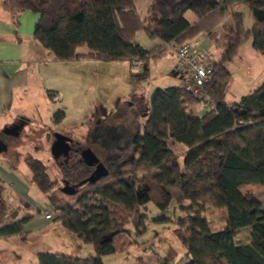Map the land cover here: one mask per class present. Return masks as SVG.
Segmentation results:
<instances>
[{
    "label": "trees",
    "instance_id": "obj_1",
    "mask_svg": "<svg viewBox=\"0 0 264 264\" xmlns=\"http://www.w3.org/2000/svg\"><path fill=\"white\" fill-rule=\"evenodd\" d=\"M0 4L16 26L23 11L38 15L33 38L61 62L137 58L146 65L150 58L163 55L164 44L182 43L200 33L216 39L215 28L223 18L231 17L232 23L222 25L224 50L204 85L213 107L201 115L192 113L199 100L184 77L178 76V84L155 87L144 105L146 120L135 132L136 150L129 162L109 163L107 176L81 185L90 167L80 163L60 169L62 179L76 186L68 195L72 203L56 197V180L50 179L41 160L24 158L31 180L54 208L55 219L94 251L90 257L43 251L37 254L38 264H104L102 257L117 251L116 240L127 226L144 233L145 205L165 209L174 189L185 202L174 229L185 250L182 264H264V202L242 193L246 185L264 188V81L237 102L226 101L231 80L227 64L238 49L250 39L251 47L264 53V0H152L144 17L134 0H0ZM241 6L253 18L250 28L244 27ZM186 11L197 20L190 23ZM138 30L160 45L142 47L134 41ZM80 47L88 51L77 53ZM63 117L61 110L53 115L56 122ZM170 142L185 148L182 162ZM208 208L222 213L220 229L211 228L205 216ZM16 213L4 201L0 185V237L26 239L23 224L30 216L16 219ZM7 215L13 221L3 223ZM245 228L247 241L240 243L237 237Z\"/></svg>",
    "mask_w": 264,
    "mask_h": 264
},
{
    "label": "rangeland",
    "instance_id": "obj_2",
    "mask_svg": "<svg viewBox=\"0 0 264 264\" xmlns=\"http://www.w3.org/2000/svg\"><path fill=\"white\" fill-rule=\"evenodd\" d=\"M239 10L243 13L244 27H252L253 18L249 9L246 6H241ZM221 22L220 25L232 26L231 17H225ZM222 25L215 28L217 38L209 39L206 42L216 58L224 50L225 33ZM134 41L145 49H151L155 45V40L149 39L144 30H138L135 33ZM161 47L165 48L164 45ZM171 63L172 59L169 56H163L160 60L150 58L147 62L148 71H145L147 79L144 78V74H132L127 61L84 59L42 63L39 74L36 72L37 85L43 84L49 90L60 93V99L54 100L52 107H54V111L64 110L66 117L60 120V124H56V121L52 124L41 120L38 123L26 124L17 137L2 133L4 126L0 124V138L8 147V156L19 161L21 170L25 172L29 171L24 161L25 157L30 155L41 160L46 165L50 179L56 180L53 190L56 197L72 203L73 198L60 190V186L63 185L62 174L50 152L52 142L50 133L55 131L54 133L72 136L74 140L81 141L84 146L83 141L88 139L91 127L98 125L95 129V135L98 137L95 144L102 146L103 149L105 147L109 153L117 151L113 138L117 126L112 125V128H107L105 124H95V122L104 123L111 118L117 107L132 102L134 98H138L142 103L141 106L144 107L148 104L150 92L155 87L177 84L179 77L173 75ZM227 67L231 72V80L226 92V101L229 103L237 102L242 95L250 93L264 81V53L254 50L250 45V39L238 49L237 56L227 64ZM37 94V96H44V93L41 95L40 91ZM38 117H41L39 109L35 119L37 120ZM122 119L123 117L120 120ZM145 120L146 115L143 112L136 118L133 127L128 128L129 130L124 128V131L134 132ZM8 121L13 120L9 119ZM123 136L125 137V135ZM170 145L179 156V161L182 162L185 148L177 143L170 142ZM97 153H100V150H97ZM0 155L7 156L6 153H0ZM28 173L30 174V171ZM171 192V202L165 209L157 208L151 203L145 205L142 210V213L147 216L144 233L138 234L134 228L127 226L126 232L118 235L115 243L117 251L102 257L104 264H158L161 260L172 264L183 263L186 257L185 250L178 241L174 229L177 227L176 220L182 214L180 206L185 202L180 201L177 190L174 189ZM242 193H250L253 197H259L264 202L263 187L246 185L243 187ZM205 216L212 229H220L223 226V215L218 210L208 208L205 211ZM162 218L170 221L158 220ZM247 236L248 229H242L237 237L238 242L245 243ZM54 240H58L55 251L76 257L94 255L91 245L83 243L70 232L69 236L54 237Z\"/></svg>",
    "mask_w": 264,
    "mask_h": 264
},
{
    "label": "crops",
    "instance_id": "obj_3",
    "mask_svg": "<svg viewBox=\"0 0 264 264\" xmlns=\"http://www.w3.org/2000/svg\"><path fill=\"white\" fill-rule=\"evenodd\" d=\"M151 1L134 0L141 17L146 15ZM184 17L190 23L197 20V16L192 11H186ZM37 19L38 15L25 10L18 17L16 26L10 12L0 4V124L4 127L10 125L11 122L21 120L29 124L38 123L39 120L54 124L53 115L61 110L54 111L52 107L53 101L60 99V93L49 90L43 84L37 85L35 79L37 78L36 72L39 74L42 63L55 61L51 52L33 38V25ZM221 25L218 26L221 27ZM195 37L202 38L205 45L209 41L205 33H200ZM154 44V46L160 45V42L155 40ZM87 51L86 47L76 50L81 54ZM163 56H169L172 59L171 67L173 68L172 54L166 50L157 59L160 60ZM145 71H148L147 63L140 72L147 79ZM171 71L175 76L173 69ZM39 91L41 95L44 93V96H37ZM195 105L192 106L193 114L201 115L207 110L200 102ZM38 109L41 117L36 120ZM61 111L65 114L62 118L64 119L66 113L64 110ZM9 119L13 121H8ZM3 153L7 156L0 155L2 197L9 208L17 209L16 219L25 216H30V218L23 224V229L27 232L25 240H22L20 236L0 237V264H38L37 254L43 251L59 252L55 251L58 240H54V237L69 236V232L55 219L57 214L54 208L31 180V173L21 170L19 161L8 156V147ZM51 209L53 210L52 218L46 219L44 214ZM11 221L13 218L7 215L3 223Z\"/></svg>",
    "mask_w": 264,
    "mask_h": 264
},
{
    "label": "flooded vegetation",
    "instance_id": "obj_4",
    "mask_svg": "<svg viewBox=\"0 0 264 264\" xmlns=\"http://www.w3.org/2000/svg\"><path fill=\"white\" fill-rule=\"evenodd\" d=\"M127 103L124 104L125 106L123 105L122 107H117L116 110H114L113 112L114 114L111 115V118L105 121L104 123H101L100 121L95 122V124H105L107 128H112V125L117 126V129L114 130L117 135L115 134L113 136L115 143H116V145L114 146H116L117 151H112L109 153L107 152V149L105 147L103 149L102 146L101 148L99 145L95 144L98 138L95 135L96 134L95 129H96V126H98L96 125V126L91 127L89 131L88 139H84L83 141L84 146H82L83 143L81 144V141L74 140L72 136H68L62 133V135L71 139V141L69 142L70 147L68 150V154L66 156L60 155L56 159L52 157L56 165L61 169V168H66V167L75 165V164L83 163L81 161L80 153L84 147L90 148L106 167H107V164L113 163V162H118L120 165H124L127 162H129L136 150V147L133 144V141L135 139V132L137 131L138 128H136V130H134V132L132 133H129V131L125 132L124 128L129 130L128 128L133 127V124L136 123V118L139 115H142V113L145 110V107L141 106L142 103L138 98H134L132 102L128 104ZM122 117L123 119L120 120ZM21 122H23L24 125L29 124L25 120H21ZM15 123H18V122H15ZM56 124H59V122H56ZM121 128L123 129L121 130ZM54 132L55 131L50 133L52 135V141L54 140V134H55ZM123 135H125V137ZM97 150L98 151L100 150V153H97ZM90 169L92 172L94 167H90ZM61 181L63 185H64V181L68 183L66 179H61Z\"/></svg>",
    "mask_w": 264,
    "mask_h": 264
},
{
    "label": "built area",
    "instance_id": "obj_5",
    "mask_svg": "<svg viewBox=\"0 0 264 264\" xmlns=\"http://www.w3.org/2000/svg\"><path fill=\"white\" fill-rule=\"evenodd\" d=\"M174 58L173 72L179 77H184L190 84L192 93L197 97L204 107L210 109L213 102L207 95L204 85L208 82L214 62L217 60L201 38H191L182 43L169 42L164 44ZM130 71L139 75L143 70L142 60L134 58L129 62ZM52 210V209H51ZM45 212L46 219L52 218L53 210Z\"/></svg>",
    "mask_w": 264,
    "mask_h": 264
},
{
    "label": "water",
    "instance_id": "obj_6",
    "mask_svg": "<svg viewBox=\"0 0 264 264\" xmlns=\"http://www.w3.org/2000/svg\"><path fill=\"white\" fill-rule=\"evenodd\" d=\"M24 124L23 122L13 123L8 126H5L2 129V133L17 137L20 134ZM71 141L70 138L55 133L54 140L50 145V152L54 159L58 156L63 155L66 156L69 150V142ZM7 150V145L4 143L0 138V153H3ZM81 161L90 167H94L93 171L83 180L79 182L78 185L85 184L87 182L95 183L96 181L100 180L102 177L107 176L108 169L107 167L99 160V158L95 155V153L90 148H84L81 153ZM61 192L66 195H73L76 192V186L69 185L66 181H64V185L60 188Z\"/></svg>",
    "mask_w": 264,
    "mask_h": 264
}]
</instances>
